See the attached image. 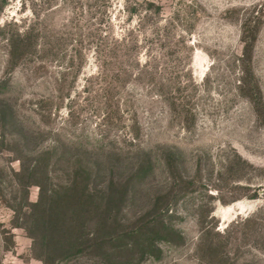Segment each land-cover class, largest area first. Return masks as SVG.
I'll list each match as a JSON object with an SVG mask.
<instances>
[{
    "label": "rangeland",
    "instance_id": "374dc122",
    "mask_svg": "<svg viewBox=\"0 0 264 264\" xmlns=\"http://www.w3.org/2000/svg\"><path fill=\"white\" fill-rule=\"evenodd\" d=\"M45 262L264 264V0H0V264Z\"/></svg>",
    "mask_w": 264,
    "mask_h": 264
},
{
    "label": "trees",
    "instance_id": "16d2710c",
    "mask_svg": "<svg viewBox=\"0 0 264 264\" xmlns=\"http://www.w3.org/2000/svg\"><path fill=\"white\" fill-rule=\"evenodd\" d=\"M79 177H80V175H78ZM78 176H76V177H78ZM73 183H77V178H75V179H73ZM42 188V187H41ZM72 189V186L71 187H69V190H71ZM73 189H76V184L73 186ZM41 195H42V192H41ZM42 197V196H41ZM63 198V197H62ZM67 205V202H65L64 201V199H62L61 200V202H58V204H57V206H56V208H54L53 209V211H55V213H58L57 214V216H59V217H61V215H63L61 212H63V210H64V206H66ZM82 206V205H81ZM71 214H70V216H69V218L72 220L73 219V215L75 214H73V210H71ZM74 212H77V210L76 211H74ZM64 213V212H63ZM56 215V214H55ZM258 216V215H257ZM50 225H53V231L52 232H55V231H60V232H64V231H66V230H68V226H66V225H64L63 224V221L61 220V219H57V217L55 218V219H51L50 220ZM251 222H253V223H251ZM236 224H238V225H240L239 223H236ZM242 224H247V226H245V230H243V228H241L240 230H239V234H244L245 232H246V229H247V232H248V229H250L251 230V232L252 231H255L256 230V227L257 226H259V224H261V223H259V221H257L255 218H252V217H249V218H247V219H245L244 221H243V223ZM249 224V225H248ZM251 224V225H250ZM247 227V228H246ZM57 233V232H56ZM249 233V232H248ZM221 234V233H220ZM221 236H223L224 238H225V236L224 235H221ZM229 240V238L227 239V241ZM65 241V240H64ZM199 249H202V248H204L203 247V244H202V242L200 243V244H198V246H197ZM45 264H46V262H45Z\"/></svg>",
    "mask_w": 264,
    "mask_h": 264
}]
</instances>
